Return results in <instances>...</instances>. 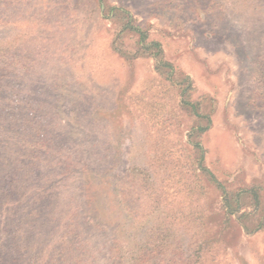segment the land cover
Segmentation results:
<instances>
[{
    "label": "rangeland",
    "instance_id": "1",
    "mask_svg": "<svg viewBox=\"0 0 264 264\" xmlns=\"http://www.w3.org/2000/svg\"><path fill=\"white\" fill-rule=\"evenodd\" d=\"M255 220L264 0H0V264H264Z\"/></svg>",
    "mask_w": 264,
    "mask_h": 264
},
{
    "label": "trees",
    "instance_id": "2",
    "mask_svg": "<svg viewBox=\"0 0 264 264\" xmlns=\"http://www.w3.org/2000/svg\"><path fill=\"white\" fill-rule=\"evenodd\" d=\"M132 29H133V31H135L136 33H140V31L138 30V28L134 27V28H132ZM140 35H141V38L143 39L142 33H140ZM152 47L157 48V47H158V44L152 42ZM142 48H144V47H142ZM167 66H170V64H167ZM170 67H171V66H170ZM206 128H207V127H205V128H203V127L199 128V132H200V131H201V132L205 131ZM195 146L199 149V152H200L199 159H202L203 156H202V154H201V148H200L199 144L196 143ZM202 173L205 174L206 177H208V181L214 185V187H215L214 189L216 190V193H218V192H220L221 194L224 193V191L221 190V185H220V184H217V181L215 180V177L212 175V173H211L209 170L203 168ZM195 176H196V178H197V177L199 176V174L196 173ZM243 193H244V194H247V195L249 194V197H250V200H251V204H252L253 206H255L254 211H257V208H258V205H259V196H258V192L256 191V189H254V187H251V188L245 190ZM223 195H224V194H223ZM239 195H240V194H236V195L233 196V197L235 198V199L233 200V203H234V204H237V199L239 198ZM199 201H200V197L197 196V195L195 194V217L200 221L199 224L201 223L200 226H195V235H197V236L200 237V236H201V228H202V226H203V223H202V218H203L202 212H205V210L200 208V207H204V206H202V205L199 203ZM225 203H226L225 206H224L225 208H226V206H227V207H230V204H229L227 201H226ZM198 206H199V207H198ZM224 207H223V208H224ZM224 214H225V216H228V218H230L229 215H227V214L225 213V211H224ZM241 216L243 217V215H241ZM223 217H224V216H223ZM242 217H239L237 220L240 222V221L242 220V219H241ZM253 217H254V216H253ZM235 222H236V221H235ZM235 222L233 223V229L236 230V231H235L236 235H237V234H241V229H242V227L239 226L240 224L238 225L237 223H236V226H235ZM254 223H255V224H254V227H253V229H252L251 232L256 233V232H259L260 230H263V229H264L263 223H260L259 220H257V221L255 220ZM244 226H245V225H244ZM205 228H206V230H208L207 227H205ZM245 229L248 230V228H247L246 226H245ZM218 231H219V230H218ZM218 231H216V235H217L218 237H219L220 235L222 236V232L224 233V231H222L221 233H219ZM248 231H250V230H248ZM211 246H212V244H211ZM211 246H210V247H211Z\"/></svg>",
    "mask_w": 264,
    "mask_h": 264
}]
</instances>
